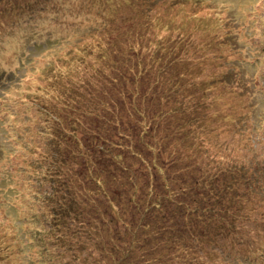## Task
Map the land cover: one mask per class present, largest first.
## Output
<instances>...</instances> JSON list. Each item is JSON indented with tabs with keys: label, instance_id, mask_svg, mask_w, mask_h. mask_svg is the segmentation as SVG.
I'll return each instance as SVG.
<instances>
[{
	"label": "trees",
	"instance_id": "obj_1",
	"mask_svg": "<svg viewBox=\"0 0 264 264\" xmlns=\"http://www.w3.org/2000/svg\"><path fill=\"white\" fill-rule=\"evenodd\" d=\"M88 1L0 0V27L87 30V16L70 24L65 19H79ZM152 3L123 0L108 32L152 33ZM126 22L141 23L142 29L120 30ZM146 36L138 37L145 52L128 53L130 37L82 49L84 82L68 89L64 84L55 106L26 111L17 127L20 137L13 134L10 144L11 151L26 156L24 162L0 167V205L16 214L0 216V264H22L19 252L30 264H203L194 245L203 227L228 240L222 253L244 243V214L261 189L250 175L264 180V150L245 160L234 143L223 141L217 123L231 126L232 105L226 116L206 115L225 101L216 99L211 107V81L198 77L211 61L201 47L188 52L182 42L157 35L147 42ZM15 81L7 92L21 85ZM184 99L201 101L204 117L200 105L187 109ZM36 114L46 132H39L41 151L32 153L30 140L36 139L25 136ZM248 114L229 135L245 128ZM258 141L264 142L260 136ZM3 151L0 147V156ZM185 163L187 173L178 170ZM174 177L182 178L179 184ZM142 179L151 183L144 196Z\"/></svg>",
	"mask_w": 264,
	"mask_h": 264
},
{
	"label": "rangeland",
	"instance_id": "obj_2",
	"mask_svg": "<svg viewBox=\"0 0 264 264\" xmlns=\"http://www.w3.org/2000/svg\"><path fill=\"white\" fill-rule=\"evenodd\" d=\"M122 1L89 0L79 19H75L77 16L75 15L66 20L70 24L87 16L88 29L77 31L69 27L70 31L65 37H63L65 28L68 26L59 27L54 34L47 28L34 33L31 25L24 24L17 30L16 25H12L14 23L7 24L4 28L0 27V38L12 35L13 39L5 47L0 48V96L4 98H0V147L4 150L0 156V167L8 169L12 165L18 166L26 157L21 153H14L10 148L14 128L8 125L14 123L12 118L15 116L14 112L27 111L35 114L39 108L49 109V106L53 107L59 102L57 99L59 93L63 94L64 84L68 89L84 82L81 68L83 60L79 58L82 49H88L89 46L96 48L107 46L109 41L122 44L130 37L126 47L133 45V48L125 47L128 53L145 52L147 45L140 41L145 34L147 42L154 41L156 35L164 36L166 40L182 42L188 46V52L193 46L201 47L211 61L203 63L200 68L202 73L198 77L200 80L211 81L212 91L208 92L209 95H213L211 107H216L218 103L216 99L224 98L225 101V105L219 106L218 109H209L206 115L209 118H213L212 114L215 113L226 116L232 105L233 118L230 127L225 124L219 125L217 120H212L213 125L217 123L222 132L223 141L226 144L234 143L237 156L244 157L245 160H251L255 152L264 150V142L258 141L259 136L264 141V0H158L148 9V19L152 20L150 24L154 26L152 33L141 31L140 35L135 31L108 32L111 30L110 19L117 14V5ZM167 19L169 21L166 25L164 21ZM5 20L9 23L10 16L6 15ZM139 20L142 21V18ZM127 28L142 29L141 23L130 22L124 23L119 29ZM32 57H34L32 61L23 63ZM186 57L192 58L190 55ZM13 72H16L18 80L23 82L19 86L20 91L16 89L17 91L2 95L3 78L9 83L5 90L16 86L15 79L8 78L14 75ZM185 105L187 109L200 105L199 114L204 117L205 105L201 101L185 100ZM248 112L251 116L248 114L245 128L229 135V129L243 121L244 115ZM18 118H25V114L16 119ZM250 127L254 129L246 132ZM30 141L32 144L29 149L32 153L41 151L43 140ZM224 153L223 149L221 154ZM188 168L190 166L185 163L178 170L187 173ZM250 177L254 186L261 189L258 191L256 201L244 214V225L247 226L246 230H241L244 243H238L240 246L234 248L229 247L222 253L224 246L229 244L228 240L215 228L203 227L204 232L194 240V245L199 248L202 255L203 264H264V180L254 181L253 174ZM174 179L179 184L182 178ZM150 184L146 179H142L141 196L146 194ZM246 189L249 190L247 185ZM7 199L12 201L11 198ZM136 203H140L138 197ZM8 208L0 205L2 218L16 216L15 212ZM228 254L231 258L226 260ZM18 256L22 264H30L20 252Z\"/></svg>",
	"mask_w": 264,
	"mask_h": 264
},
{
	"label": "bare ground",
	"instance_id": "obj_3",
	"mask_svg": "<svg viewBox=\"0 0 264 264\" xmlns=\"http://www.w3.org/2000/svg\"><path fill=\"white\" fill-rule=\"evenodd\" d=\"M11 77H12V76H9L8 78L10 79ZM6 80H7V79H6ZM3 86H4V85H3ZM17 90H19V91H20V89H19L18 87H17ZM17 90H16V91H17ZM4 94H6L5 87H4V91H3V95H4Z\"/></svg>",
	"mask_w": 264,
	"mask_h": 264
},
{
	"label": "clouds",
	"instance_id": "obj_4",
	"mask_svg": "<svg viewBox=\"0 0 264 264\" xmlns=\"http://www.w3.org/2000/svg\"><path fill=\"white\" fill-rule=\"evenodd\" d=\"M152 1V0H151ZM152 2H156V0L152 1Z\"/></svg>",
	"mask_w": 264,
	"mask_h": 264
}]
</instances>
